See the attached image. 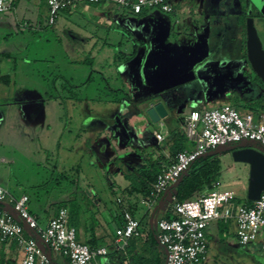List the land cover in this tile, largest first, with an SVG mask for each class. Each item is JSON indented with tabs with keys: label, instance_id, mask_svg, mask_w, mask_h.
<instances>
[{
	"label": "rangeland",
	"instance_id": "1",
	"mask_svg": "<svg viewBox=\"0 0 264 264\" xmlns=\"http://www.w3.org/2000/svg\"><path fill=\"white\" fill-rule=\"evenodd\" d=\"M23 3L28 1H23L21 4ZM83 4L87 5L86 2ZM114 5L116 7L112 12L115 19L111 26L85 14L86 6L78 9L75 6L73 7L75 9H72L75 12L71 15H67L66 11L63 12L57 27L40 34L41 38L19 30L20 32L9 41L4 40L8 35L2 26L7 17H11L12 20L15 18L14 12L0 13V51L8 56L0 59V69L3 68L0 77V186L15 198L27 195L30 198L29 211L40 217L46 215L44 210L47 205L55 209L69 197L70 202L66 208L75 228L81 225L82 216H86L91 221L97 216L95 200L87 198L84 193L90 191V185L97 192L99 196L97 199L109 208L117 207L116 202L120 198V193L110 195L107 191V185L111 182L110 177L114 179L116 174L110 171L108 166H102L105 160L97 161L98 157L94 152L75 151L69 147L73 145L76 128L82 120L76 117L75 111L76 109L82 111L85 107L76 102L82 99L120 101L126 98V93L133 98L135 94L133 90L137 88L134 84L139 81L148 82L150 75L152 78L157 75L171 78L167 89L174 105L172 109L187 104L191 106L195 102L203 105L206 103L208 109L218 108L223 104L234 107L236 100L247 103L245 101L254 99V97L250 99L252 93L257 92L256 97L262 94L261 88L255 82L253 84L248 77L243 76L245 72L240 65L246 61L244 53L247 50V32L243 17L239 21L237 17L234 18L231 11L228 15V23L222 19L202 21L200 26L202 35L208 31L207 26H211L214 32L208 54L214 60L211 66L207 64L210 68L205 71L207 77L202 80L196 78L197 71L185 69L186 63L179 61L167 63L168 55L166 56L165 53H163L164 57L162 56L163 64L160 60L152 68H148L152 53L148 55L147 60H145V48L140 49L137 54L134 53L128 33L134 34L139 30L145 33L171 29L177 31L180 24L176 22L175 13H165L153 8L150 14L137 16L129 8ZM244 15L253 20L258 37L263 42L264 26L260 22L264 23V16L250 4L246 5ZM118 29L126 32L124 37L120 38V34L114 33V30ZM97 30L103 32L111 30L108 42L114 44V48L109 51L110 53L106 48V52L99 55V47L107 39L106 37L98 39L96 35L93 38V46H96L94 53L68 51L74 45L80 47L78 36L81 32H98ZM56 35L61 36L62 42ZM120 40L123 41L122 54L118 47ZM176 41L177 39L170 38L169 45L162 43L160 46L168 48L172 51L171 54H175V48L185 47L184 44H178ZM227 48L231 51L229 53L231 59L223 66L220 64L222 60L219 59L224 58V52H229ZM158 52L157 59H161L162 52L161 50ZM116 58L118 60L114 64ZM246 65L248 69L247 61ZM140 71L141 77L138 78L136 73L139 74ZM120 73L123 80L120 79ZM233 73H237L236 77ZM4 76L7 78L1 79ZM89 77H92L90 82L87 81ZM201 83H204V88L200 86ZM202 88L207 90L205 97L207 101L204 103H201L204 93ZM228 91L231 93L230 96H227ZM126 104L132 114H124L120 111L121 107L118 103L107 106L106 103L94 102L86 107L88 111L93 112L95 120L98 119L97 116L116 117L117 123L111 128L115 132H120L121 128L127 135L130 130L134 132L133 117L134 114L136 115L137 105L128 100ZM256 108L260 110L259 106ZM74 115L72 122L70 118ZM171 122L174 126L177 125L176 118ZM220 154L212 153L218 156L221 164L218 190L232 189L242 200L247 197L250 168L247 164L235 162L229 152ZM118 165L120 168V162ZM121 168L125 170L124 167ZM125 171L131 178L133 177L132 171ZM191 172L192 170H188L184 176L190 177ZM173 206L174 201L163 202L162 207H159L154 215V222L163 217L166 208L173 215ZM138 217L141 218L142 214ZM109 229L111 234H114L116 225L110 222ZM210 242L213 245L212 240ZM214 257L215 254L211 252L209 264H214L213 262L236 264L238 260L246 262L245 257H239L238 253L233 254L231 250L222 252L219 258L214 259ZM247 259V264H254L251 258Z\"/></svg>",
	"mask_w": 264,
	"mask_h": 264
},
{
	"label": "crops",
	"instance_id": "2",
	"mask_svg": "<svg viewBox=\"0 0 264 264\" xmlns=\"http://www.w3.org/2000/svg\"><path fill=\"white\" fill-rule=\"evenodd\" d=\"M13 1V9L7 12L13 11L15 18L12 20L11 17H7V19L5 20L6 22H4L2 26V28L5 29V32L8 35L7 38L4 39L5 41H9L14 36H16L20 32L19 30L30 32L31 34L38 35V37L41 38L39 36L40 34H45L48 30H50V28L54 29L57 27V25L54 27H49L46 23L48 15L47 0ZM23 1H28V3H23L22 5L21 3ZM81 2L79 4H76V9L82 6H86L84 7L85 14L93 17L92 19H94L95 17L98 22L104 21L108 26L112 25L113 20L115 19V15H113L112 11L116 7L114 5V0H103L101 4L86 3L87 5ZM247 4L254 5V2L253 0H176V8L174 13L177 16L176 22L180 24V28L177 31L171 29L170 31L145 33L143 30H139L134 34L128 33L129 38H131L130 43L132 44L135 54L139 53L138 51L142 48L146 49L145 60H147L148 55L152 53V58L149 59L148 68H152L158 62H160V60L163 64V53H165L166 56L168 55L167 63H174V61L186 63L187 66L185 69L187 71H197L196 78L204 80L207 77L205 71L210 68V64L213 63L214 60L213 58L208 56L211 44L210 40L214 32L211 26H207L208 31L205 33V35H202L200 33V26L202 25V21H211L213 19L219 21V19H222L225 21V23H228V15L231 11L235 16L234 18L237 17V19L240 21L242 20ZM72 9L67 10L65 13H67V15H71L73 12H75L72 11ZM152 9L153 8L144 9L141 14H136L134 12L133 13L137 16L143 14L147 15L150 14ZM222 9H224V11ZM260 14L264 16V14ZM25 23H27L29 26L25 27ZM260 24L264 26L263 21H261ZM38 26H40V29H37ZM262 30V34L264 35V28ZM110 31L103 32L99 30L98 32H81L80 36H78L80 37V47L74 45V47H70L68 51L74 53H80L81 51L87 53L91 51V53H94V49H96V46H93V38L94 35H96L98 39H102L103 37H106L107 39L105 41L102 40V46L99 47L98 50L99 55L104 54L106 51L110 53L109 51H112V48H114V44L108 42ZM114 33H116L117 35L120 34V38L124 37L126 34V32L121 29L114 30ZM56 37H58V40L61 41L60 35H56ZM170 38L177 39L176 43L184 44L185 47H181L180 49L175 48L176 53H172V55L171 50L166 47L161 48L160 46L162 43L169 45ZM202 38H204V40H202ZM260 42L264 49V41L262 42L260 39ZM122 45L123 41L120 40L118 44V47H120V54H122ZM106 48L108 49L105 51ZM160 50L162 52V55L160 54L161 59H157V54ZM227 50L229 52L225 53L223 51V54H225L224 58L219 59L220 61L222 60L220 64L223 66H225L227 64V61H230L231 59V57L229 56V53H231V51L229 48H227ZM244 54L246 58L245 60L248 62L249 67L247 69L246 61L243 64L240 63L245 72L243 76H246L245 78L248 77V80L253 84L255 82L256 85L261 88L260 91L262 94L259 97H256L257 92L256 94L252 93L250 99L252 97H254V99L245 101L247 103H244L243 100H236V104H232L235 109L236 107L240 108L242 106H248L249 103L257 101L262 102V105L264 106V82L260 83V81H257L255 79L256 75H253L254 72L248 61L247 50ZM2 57L8 56H6L4 52L0 51V59ZM90 58L93 59L92 57ZM97 58L98 57H95V59ZM169 58L171 59L170 61ZM99 60L102 61L104 59ZM117 60L118 58H116L113 63H117ZM207 64H209L210 66ZM2 69L3 68L0 69V77L2 73L1 71H3ZM136 74L138 75V78L139 76L141 77V71L139 72V74ZM233 75L234 77H236L237 73H233ZM89 79L90 77L87 79V81ZM120 79L123 80L121 73ZM170 79V77L163 78L158 75L152 78L150 75L148 82L139 81L134 84V87L137 86V88L133 90V92L135 93L133 98H131L128 93H126V98L120 99V101L116 100L115 102H112L111 100L102 101L85 99L76 102L85 107L82 111H78V109H76L75 111V115L77 114L76 117L82 120H80L78 127L76 128L77 131L73 139V145H70L69 147L71 150L75 151L88 150L89 153L94 152L97 154V161H99L100 159H104L105 163H102V166H108V169L116 174L114 179L110 177L111 182L107 185V191L110 195H117L118 193H120L119 197L122 199V205L117 204V207L112 209L109 208L104 202L97 199V197L99 196L92 185L89 186L90 191H88V193L84 191L86 196H88L87 198L95 200L98 211L97 216L93 217L92 221L89 220L86 216L81 217V225L77 226L76 228L77 237L79 242L89 245L92 249L105 248L107 250L106 256L98 258V264H165L166 252L164 248H162L159 244H156L152 240V238L155 235L157 236V223L160 220L167 219V217L171 215V211L166 208L164 210L165 214L163 215V217H161V219L157 220L156 223L154 222V215L156 214V211L159 209V207H162L163 202H171H169L166 197L163 196L158 200L153 208L149 209L145 205L144 201L146 196L141 191V188H139L141 180H143L144 176L142 172L146 169L151 170V167L155 164H158L161 167H165L170 163L171 160L174 159L175 155L172 151L174 145V141L172 140V138L174 133H183L185 136V149H193V144L188 140L185 133V119L193 110L201 111L208 109L206 103L203 105L198 104L199 102H195V104L191 106L187 104L181 108L172 109L174 108V105L172 104V100L169 98V90L167 89V87L169 86L168 81H170ZM70 80L72 82V79ZM84 84L82 83V85ZM203 85L204 83L200 84V86ZM124 87L125 86H123L124 92H126V89ZM206 91V89H203L204 93L202 95L203 98H201V103L207 101L205 98ZM230 94L231 93L228 91L227 96H230ZM127 100L137 105L136 115L134 114L133 117L134 132L130 130L127 135L126 133H123V130L121 128L120 132H115L111 128V126L114 127V125L117 123V120L115 119L116 117L106 118L104 116H97L96 118L98 119L95 120L93 117V112L91 110L88 111L86 107H89V105L94 102L106 103L107 106L118 103L121 107L120 111H122L124 114H132L133 112H131L130 107H128L126 104ZM158 102L163 103L168 112V115L159 123H154L148 116L147 110L152 105ZM225 105L229 104H223L218 108ZM240 109L241 110L238 111L241 114H246L249 112L254 114V112L248 109ZM75 115L70 118L72 122ZM173 118H176V126H174V123L171 122ZM255 118L257 122L262 121L264 123V110H261L258 115L255 114ZM158 133H161L165 137L164 141L159 142L156 139V134ZM59 148H61L60 144ZM222 154H226V152H223L220 155ZM119 162L120 168L118 165ZM121 167H124V169L127 171H132L133 177L131 178L130 175ZM117 180L119 182H117ZM230 190L234 191L232 189ZM246 198L247 197L242 198V200ZM238 199L241 200V198L239 197ZM69 202V197H67V199L63 200V202L61 203H67V205H69ZM59 205L55 209H53V206L47 205L44 210L46 215L42 217L36 216V214L34 215V213H30L37 218L38 223L41 227H46L50 219L58 214ZM28 208L30 210L29 205ZM123 210H127L136 219L142 221L143 227L140 237H134L128 241L126 246L119 247L116 244V233L117 230L122 226ZM140 214H142L141 218L138 217V215ZM69 222L71 226L74 225L71 221V215L69 218ZM110 222L116 225L114 234H111L110 232ZM222 225V223L214 222L209 227V251L204 264H209V257L211 252L215 254V259L216 257L219 258L222 255V252L228 250H231L233 254L236 253V255L238 253L239 257H245L246 262L238 260L236 264H247V258H251L254 264H264V240H260L256 243H251L246 246L240 245L236 237L237 227L235 222L225 224L226 227L224 228H226V230L222 229ZM210 240H212L213 245L211 244ZM45 250L50 254L54 264H69L68 261L61 255L50 251L49 249ZM21 259L22 254L18 250L17 244L14 241H8L5 243L0 242V264H19ZM213 263L215 264L216 262Z\"/></svg>",
	"mask_w": 264,
	"mask_h": 264
},
{
	"label": "built area",
	"instance_id": "3",
	"mask_svg": "<svg viewBox=\"0 0 264 264\" xmlns=\"http://www.w3.org/2000/svg\"><path fill=\"white\" fill-rule=\"evenodd\" d=\"M101 4L103 0H47L49 27L57 25L61 14L79 2ZM115 4L129 8L136 14L144 9L158 8L165 13H174V0H114ZM14 7L13 0H0V13ZM29 25L25 23V27ZM37 29H40L38 26ZM185 133L193 149L178 152L164 167L152 184L145 205L151 209L158 200L172 191L201 157L243 143H254L264 153V123L256 121L253 113L241 114L230 105L220 108L193 110L185 119ZM159 142L165 137L158 133ZM199 197L176 202L173 197L174 216L157 223V241L166 252L165 264H204L209 251L208 230L212 223L235 222L236 237L240 245L246 246L264 240V192L251 207L238 203L234 191L218 190ZM29 197L15 198L0 186V242L14 241L22 254L19 264H54L49 249L69 264H98V258L107 255L105 248L92 249L78 241L77 229L69 225L66 207L41 227L28 208ZM122 205V199H117ZM122 226L116 233V244L120 247L142 234V221L123 210ZM45 248V249H44ZM264 249V245H263Z\"/></svg>",
	"mask_w": 264,
	"mask_h": 264
},
{
	"label": "water",
	"instance_id": "4",
	"mask_svg": "<svg viewBox=\"0 0 264 264\" xmlns=\"http://www.w3.org/2000/svg\"><path fill=\"white\" fill-rule=\"evenodd\" d=\"M253 2L258 11L264 14V0H253ZM246 32L248 61L255 75L264 82V49L251 18L247 19ZM147 114L154 123H159L167 117L168 112L163 103L158 102L147 110ZM217 152H231L235 162L249 166L250 178L247 199L252 202L258 201L264 192V153L254 143H243ZM180 181L172 187L170 193L165 195L169 202H173V197L177 194L176 187Z\"/></svg>",
	"mask_w": 264,
	"mask_h": 264
},
{
	"label": "trees",
	"instance_id": "5",
	"mask_svg": "<svg viewBox=\"0 0 264 264\" xmlns=\"http://www.w3.org/2000/svg\"><path fill=\"white\" fill-rule=\"evenodd\" d=\"M142 13V12H141ZM140 13V14H141ZM247 16L243 15V24L246 25ZM257 81L263 83V81L258 77L255 76ZM7 76L2 77L1 79H6ZM92 77L88 80L90 82ZM115 102L116 100H111ZM256 106L260 107V110L256 108ZM240 108L248 109L254 112V115H258L261 110H264V106L260 102H251L247 106H242ZM240 108L236 107L237 110H241ZM185 136L181 132H177L173 134L172 140L174 141L173 145V154L176 155L178 152L186 150L184 146ZM215 153V152H214ZM151 170H144L143 173V180H141L140 187L143 194H145L146 198L151 193V186L155 182L158 174L162 172L164 166L161 167L158 164H155L151 167ZM192 170V175L189 177L183 176L182 180L180 181L179 185L177 186V194L175 195L176 202H184L195 199L202 194H207L214 190L215 184L219 182L220 172H221V164L220 160L217 155H212V153L199 158L189 169ZM145 179V180H144ZM150 183V184H149ZM145 198V199H146ZM238 203L244 206L251 207L254 205V202L249 201L247 198L244 200L238 199ZM62 207H67V203H61L58 209ZM173 215H169L167 219L172 218ZM222 229H225V224L222 225ZM152 240L159 244L157 241L156 235L153 236Z\"/></svg>",
	"mask_w": 264,
	"mask_h": 264
}]
</instances>
